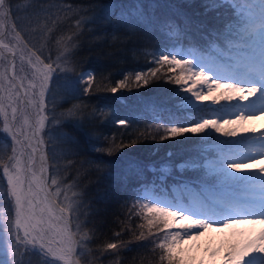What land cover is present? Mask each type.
Instances as JSON below:
<instances>
[{
	"label": "snow or ice",
	"instance_id": "obj_1",
	"mask_svg": "<svg viewBox=\"0 0 264 264\" xmlns=\"http://www.w3.org/2000/svg\"><path fill=\"white\" fill-rule=\"evenodd\" d=\"M21 10L27 15L16 16L17 22L11 25L17 43H24L21 37L24 29L17 30L18 22L36 21L39 25V21H45L34 29L45 40L53 31L47 22L55 25L59 13L70 8L54 0L47 3L25 0L24 5L0 0V29L9 16ZM80 11L90 14L81 15L75 21L76 31L71 36L56 40L63 49L57 59L65 64L69 62L67 57L81 46V36L88 25L96 26L88 29L91 33L110 27L113 41L121 44L131 42L140 33L159 32L166 42L151 51L144 49V54L152 57L150 63L157 67L134 74L137 88L163 79L158 86L160 95L145 102L155 113L153 118L159 121L158 142L187 139L186 134L196 138L203 135L204 143L211 142V150L199 159L189 157L179 161L173 160L174 154L168 152L166 159L157 162L124 158L122 150L137 140L128 145H116L113 141L107 147H97L102 142L94 132L95 121L111 118L123 126L130 120L127 115L118 118L115 107L106 113L107 103L91 111L86 105L72 103L59 118L53 116L50 122L57 133L54 143L62 146L64 155H79L89 145L93 152L100 153L95 161H90L98 174V185L109 182L118 188L135 182L137 191L129 212L146 221V225L138 227L148 228V236L153 237V251L159 249V264H190L184 259L179 244L199 237L203 230L216 228L221 232L233 229L220 264H264V165L258 169L253 167L257 156L264 158V131L251 138L239 135L248 131L244 125L250 117L245 113L264 114V0H90L89 7ZM225 11L229 14L225 15ZM0 49H7L15 56L13 48L3 39H0ZM37 51L29 50L27 58L31 78L17 76L14 63L11 69L0 66V134L11 145L3 175L12 202L10 218L0 226V264H81L86 253L92 251L88 248L92 236L82 224L73 226L71 217L73 213H78L77 219L79 215L89 214L79 212L84 194L72 191L69 197L68 192L77 185L70 183L62 190L59 186L62 181L55 178L51 186L48 184L44 176L47 154L40 146L45 144L42 133L49 123L45 113L46 95L59 88L67 97L66 103L77 100L82 86L84 94L91 91L95 73L84 70L69 76L74 69L61 68L65 75L59 84L61 77L57 75L54 79L52 64L44 63ZM0 58H6L2 51ZM165 66L171 75L161 74ZM130 75L117 81L110 91L115 94L129 88ZM25 79L28 86L22 96L20 89H25ZM168 84L177 87L168 88ZM207 101L211 102L210 109ZM221 101L229 103L221 105ZM19 105L34 109L35 119L30 120L29 115L23 114ZM18 112L23 115L22 122L18 121ZM203 113L216 118H205ZM235 113H239L235 120L224 119V115ZM161 128L163 134H159ZM217 133L229 138L239 135V139H221L214 135ZM152 139L157 141V136ZM37 151L41 161L38 172L33 170ZM174 171L179 175L173 177V188L181 190V195L177 197L169 192V201L164 198L165 185ZM148 172L157 179L149 180ZM186 172L198 175L185 177ZM192 185H219L243 194L220 198L183 195V190ZM62 191L64 202L56 199ZM238 224L261 227L236 230ZM174 226L176 231L172 230ZM153 228L161 235L157 236ZM146 238L143 231L135 237L136 240ZM107 250L118 251V244L106 243L104 251ZM220 251L209 250L208 264H216ZM199 264L205 262L200 260Z\"/></svg>",
	"mask_w": 264,
	"mask_h": 264
},
{
	"label": "trees",
	"instance_id": "obj_2",
	"mask_svg": "<svg viewBox=\"0 0 264 264\" xmlns=\"http://www.w3.org/2000/svg\"><path fill=\"white\" fill-rule=\"evenodd\" d=\"M36 2V0H32ZM39 2L47 3L48 0H39ZM62 7L69 9L68 11L59 13V20L53 25L48 22V27L53 31L48 34V39L42 40L37 31L34 29L39 25L36 21L31 24L27 20L18 22L17 30L21 31V37L27 45L37 51V55L41 57L44 63L52 64L55 76L59 75L63 83L64 72L61 68L74 69L69 72V76L78 74L84 70H94L95 80L92 89L89 93L82 92L77 100H65L67 97L63 91L57 88L54 93L46 95L45 103L47 105L45 113L49 117V123L46 124L44 133H42L45 144L43 151L47 154L46 165L52 175V165L57 163L62 167L63 174L68 182L77 185L75 191L81 192L83 204L79 209L80 213H89L88 215H79V224H82L83 229L90 230L92 240L88 244V248L92 251L86 253V259H82V264H159V249L153 251V237L148 236V228H139L140 224H145L146 221L140 216L132 215L129 208L134 200V193L137 191L135 182L116 187L109 182L98 185L96 183L97 173L94 171V164L90 161H95L100 153L92 151V146L89 145L87 151H82L79 155H64L62 146L54 143L57 135L53 129L55 125L50 121L53 116L59 118L60 113L71 106L72 103H80L86 105L87 110L103 107L105 103L109 105L104 111L110 112L111 108L117 109V117L122 118L125 115L130 117L127 125L116 124L111 118L95 121L96 127L94 132L99 135L102 143L97 144V147H107L109 143L119 145L124 143L130 144L132 140L138 142L131 147H125L122 151L125 154L124 158L139 159L142 161H157L160 162L167 158V153L172 152L173 160L179 161L181 158L199 157L204 149V136L199 138L180 139L175 141L167 140L163 143L158 142L157 125L158 120L154 119L155 113L152 108L145 102L155 100L160 95V88L163 79L154 80L147 87L137 88L134 74L137 71H146L149 67L155 68L157 65L150 63L152 57L144 54V49L149 51L159 48L166 42L165 38L159 33L143 34L140 33L137 37L127 44L114 42L112 39V29L106 28V31L91 33L88 29L95 28V25H88L81 36V46L73 49V54L68 56V63L63 60L56 59L61 51V46L56 44V40L60 37L71 36L76 31L75 21L81 15H89L90 13L81 12V9L89 7L90 0H54ZM13 4L25 3V0H12ZM24 12V11H23ZM229 13L225 11V15ZM27 15V14H25ZM22 17V10L9 16L10 21L17 22L15 17ZM55 19V17H53ZM135 49V51H134ZM115 53V55H108ZM55 58L56 60H54ZM53 59V60H52ZM60 65V67H57ZM171 75L165 68L162 73ZM130 75L129 88L120 89L113 94L110 89L116 86V82L123 79L126 75ZM166 87L175 88L176 85L168 84ZM205 113H203L204 115ZM2 120V117H0ZM51 126L53 128H51ZM186 126V125H185ZM159 134H163V128ZM217 137V134H214ZM157 136V141H153L152 137ZM221 139H232L233 137H222ZM7 138L0 134V226H2L1 218L6 212L10 218L12 208L11 198L7 195V182L3 175V164H6ZM106 141V142H105ZM10 141H7L9 143ZM207 143L208 145H210ZM54 159V160H53ZM55 161V162H54ZM173 174H179L174 171ZM149 180H156L157 177L148 172ZM186 177L195 176L198 173L186 172ZM158 176V174H157ZM51 177V176H50ZM52 179V177H51ZM143 179V177H142ZM88 205L91 207L89 208ZM173 230V229H172ZM143 231L147 237L144 240H136ZM153 232L159 236L160 233ZM119 233L117 237L116 234ZM127 244V247L121 246V243ZM158 242V241H156ZM106 243H117L118 251H104ZM113 253V254H109Z\"/></svg>",
	"mask_w": 264,
	"mask_h": 264
},
{
	"label": "rangeland",
	"instance_id": "obj_3",
	"mask_svg": "<svg viewBox=\"0 0 264 264\" xmlns=\"http://www.w3.org/2000/svg\"><path fill=\"white\" fill-rule=\"evenodd\" d=\"M19 4L24 5V3H19ZM25 14L26 13L23 12V10H22V17H25L26 16ZM41 22H42V25L45 23V21H43V20H41ZM13 23H15V22L10 21V19L8 17V19L5 21L3 29H0V31L3 32V36H0V39H3L4 43L9 44L13 48V51H15L14 64H15V70H16L17 76L28 75L29 78H31L30 74L32 72V69L30 68V66L27 63V58L30 54L29 50H32L31 49L32 47L30 48L27 45V47L25 48L26 42L24 41L23 38H22V40L24 41V43H17V41L15 39H13V37L15 35L11 30V25ZM21 50H23V56H24L23 62L21 61V54H22ZM0 51H2L4 53V57H6V58H0V66H7L10 69L11 57L9 54L11 52H9L7 49H0ZM53 59L56 60L57 58L56 59L53 58ZM33 62H35L34 57H33ZM164 68L167 70L168 66H165ZM21 69H23V71H21ZM23 83L25 85V89H20L22 96L24 94V91L27 89L28 80L27 79L23 80ZM205 91H206V88H205ZM249 99H251V97ZM205 103L209 106V109L212 107L210 101H207ZM220 103H221V105H223L224 101H221ZM217 107H219V106H217ZM19 108L22 110L23 114L29 115L30 120L35 119L34 109H32L30 106L26 107L25 105H19ZM9 115H11V110H9ZM238 115H239V113L224 115V119L235 120ZM245 116L250 117L249 119L246 120V123L244 125L248 129V131L245 133H249L250 138L256 137L259 135V133L261 131H264V114H261V113H245ZM205 118L213 119L216 117H213L207 113L205 115ZM22 120H23V115L20 112H18V121L22 122ZM51 128H53V127L51 126ZM219 135L220 134L217 133V137ZM239 135H241V133ZM186 136H187V139L196 138V137H193L192 134H186ZM180 139H182V138H180ZM5 147H6V150L8 151V155H5L6 156V163H8L7 157L9 155H11L10 142L6 143ZM40 147L43 148L44 145L40 146ZM210 150H211L210 145L205 144L204 149L202 150V155L207 156L208 152ZM39 156H40V151H37V153L35 154V164L33 165V170H35L37 172L39 171V168L41 165V162L39 161ZM25 159H27V157H25ZM261 165H264V158L259 157L258 159L255 160V164L253 167L258 169ZM52 178L57 179L58 182L62 181V183H60V185H59L62 190L64 189V187L66 185L71 183V182H68L66 180V177L63 174L62 167L57 163H53V165H52ZM51 180L48 183L50 186H51ZM6 182H7V180H6ZM206 189H207V192L209 194L215 193L214 187H207ZM52 191L55 192V186H52ZM72 191H75V189L72 188V190L68 192L69 197H71ZM174 191L176 193L178 192L176 189H174ZM216 193L221 197L228 196L227 192H225V191L224 192L217 191ZM239 194L242 195L243 193L239 192ZM164 198L168 199L169 197L167 195H164ZM56 199L58 201H61V202L65 201L63 191L59 197H56ZM7 215L8 214L6 212L1 217V218H4V220L2 221V225H3L5 220L9 219V217ZM12 215H14V213H12ZM77 215H78V213H73V215L71 217V223L73 224V226L76 224H79V221L77 219ZM252 227H255L258 230L261 226L260 225L251 226V225H246V224H238L235 226V229L236 230H247V229H250ZM73 230H75V228ZM176 230H177V228L174 226L173 231H176ZM232 233H233V229H226V230H224V232L219 231L218 228L206 229V230H203L202 234L195 239H185L183 242H181L179 244V248L183 249L182 255L186 261L190 262V264H199L200 260H203L205 262V264H208L209 259H210L209 250L220 249L221 251L219 252V255L216 257V264H220V259L223 257V254H224L223 249L226 246V240L231 237Z\"/></svg>",
	"mask_w": 264,
	"mask_h": 264
},
{
	"label": "water",
	"instance_id": "obj_4",
	"mask_svg": "<svg viewBox=\"0 0 264 264\" xmlns=\"http://www.w3.org/2000/svg\"><path fill=\"white\" fill-rule=\"evenodd\" d=\"M9 55H10V57H11V66H10V69H11L12 64L14 63V56L12 55V53H10Z\"/></svg>",
	"mask_w": 264,
	"mask_h": 264
}]
</instances>
